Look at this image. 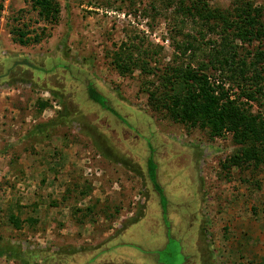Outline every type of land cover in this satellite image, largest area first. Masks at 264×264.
Returning <instances> with one entry per match:
<instances>
[{
	"label": "rangeland",
	"instance_id": "rangeland-1",
	"mask_svg": "<svg viewBox=\"0 0 264 264\" xmlns=\"http://www.w3.org/2000/svg\"><path fill=\"white\" fill-rule=\"evenodd\" d=\"M57 1L58 19L47 21L25 0H0V238L29 261L0 264L264 261V165L223 168L237 148L229 133L211 136L154 109L148 90L160 72L132 65L122 74L112 61L130 42L133 57L149 51L151 70L173 59L196 64L224 35L239 56L264 49L240 44L228 26L250 5L263 16L264 0ZM14 23L38 39L20 42ZM187 35L200 48L179 54ZM23 58L36 67L16 63ZM54 118L45 134L28 133Z\"/></svg>",
	"mask_w": 264,
	"mask_h": 264
},
{
	"label": "trees",
	"instance_id": "trees-1",
	"mask_svg": "<svg viewBox=\"0 0 264 264\" xmlns=\"http://www.w3.org/2000/svg\"><path fill=\"white\" fill-rule=\"evenodd\" d=\"M25 1L28 2L30 10L37 11L38 18L47 21L58 19L60 9L57 0ZM249 7L250 10L244 9L246 11L242 14L244 19L241 23L231 21L228 24L229 27L235 28L233 31L240 38V44L244 42L251 44L254 40L258 43L264 41V15H260L262 7L251 5ZM14 20L17 22L18 18ZM224 22L228 23L225 19ZM29 31L30 29L20 27L18 23H14L10 29L12 34H17L20 42L37 40V34L33 37L27 36ZM223 39H226L225 35L218 44L214 43L207 51L205 59L199 60L196 64L173 59L162 67L156 64L151 70L147 60L149 59L147 49L140 51L139 55H144L139 58L140 64L139 59L133 57L132 51H128L131 47H136L134 42L125 43V46L123 44L118 51L116 50L112 61L122 74L131 71L132 65H138L140 71L148 74L160 72L156 73L159 84L148 90L149 103L154 109L162 108L174 121L206 126L211 136L229 133L237 148L221 162L223 168H228L232 164L264 165V49L246 50V53L239 56L229 41ZM200 43V40L187 35L176 47L179 54H184L190 48L199 49ZM247 54L252 56L248 61ZM251 101L260 108L252 110ZM53 120L36 123L28 133L31 136L45 134V126L57 123L58 119ZM156 180L158 182L157 178ZM150 181L153 185L151 179ZM18 218L19 216L14 215L11 210L10 221L16 223ZM27 220L30 223L38 221L37 217L32 215H28ZM26 254L28 253L5 243L0 238V256L6 258L21 256L24 263H29L24 257ZM259 264H264V261Z\"/></svg>",
	"mask_w": 264,
	"mask_h": 264
},
{
	"label": "water",
	"instance_id": "water-1",
	"mask_svg": "<svg viewBox=\"0 0 264 264\" xmlns=\"http://www.w3.org/2000/svg\"><path fill=\"white\" fill-rule=\"evenodd\" d=\"M16 63H26L28 65H31V66H34L31 62H29L27 59H21V60H18L16 61ZM90 95L95 99H99L100 101L101 100V97L100 94L98 93V91L95 89L94 86H92L91 84L89 85V89H88ZM90 96V97H91ZM103 99V98H102ZM102 104V103H100ZM103 108H106L108 110L107 105H104L102 104L101 105ZM148 168H149V171H148V175H149V178L152 180L153 182V185L155 187V189L158 191V192H161V187L159 185V183H157V180H156V164L154 163L152 157L150 156L149 159H148ZM161 202L164 204L165 203V200H164V197L162 196L161 197Z\"/></svg>",
	"mask_w": 264,
	"mask_h": 264
},
{
	"label": "flooded vegetation",
	"instance_id": "flooded-vegetation-1",
	"mask_svg": "<svg viewBox=\"0 0 264 264\" xmlns=\"http://www.w3.org/2000/svg\"><path fill=\"white\" fill-rule=\"evenodd\" d=\"M34 65V64H33ZM33 67H36L35 65ZM106 109V108H105Z\"/></svg>",
	"mask_w": 264,
	"mask_h": 264
}]
</instances>
